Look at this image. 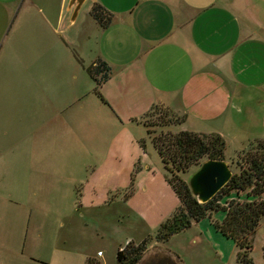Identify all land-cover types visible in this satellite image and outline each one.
Returning <instances> with one entry per match:
<instances>
[{
  "label": "crops",
  "instance_id": "obj_1",
  "mask_svg": "<svg viewBox=\"0 0 264 264\" xmlns=\"http://www.w3.org/2000/svg\"><path fill=\"white\" fill-rule=\"evenodd\" d=\"M92 2L106 9L111 21L104 28L94 22L93 46L86 41L90 63L80 62L83 76L75 78L71 90L76 101H67L72 112L85 97V107L91 104L103 115L110 110L125 119L159 103L191 126L177 130L217 133L226 146L232 141L241 148L264 140V0ZM77 32L71 33V41ZM96 60L110 68L99 86L102 99L84 74ZM40 87L36 123L13 128L9 109H0V264H53L60 259L57 242L45 249V215H59L52 213L53 198L47 201L41 194L55 188L59 177L56 165L67 138L62 143L54 129L62 122L65 101L55 96L61 91L49 80L43 79ZM45 122L53 123V130L45 132L51 136L40 134ZM79 125L83 134L73 141L84 147L91 124L84 118Z\"/></svg>",
  "mask_w": 264,
  "mask_h": 264
},
{
  "label": "rangeland",
  "instance_id": "obj_2",
  "mask_svg": "<svg viewBox=\"0 0 264 264\" xmlns=\"http://www.w3.org/2000/svg\"><path fill=\"white\" fill-rule=\"evenodd\" d=\"M61 18V0H0V109H9L13 128L36 123L43 79L61 91L55 96L65 101L62 122L54 129L62 143L67 138L56 165L59 177L54 179L55 188H46L41 194L47 201L53 198L56 208L52 213L59 215L57 219L46 214L42 225L45 249L53 242L60 246V259L53 264H85L88 258L96 264L99 259L103 264H116L119 247L142 240L147 247L139 264H171L168 259L173 255L180 259L179 264H236L237 246L211 223L221 220L222 211L211 212L210 217L172 234L165 242L155 240L156 229L178 205L177 197L140 116L125 119L110 110V115H103L91 104L85 107L87 97L73 112L69 108L67 101L75 100L71 92L75 78L83 76L80 62L90 63L96 21L85 12L72 28V32L78 31L74 42ZM84 74L89 79L86 69ZM84 118L91 124V136L82 147L73 139L77 133L81 135L79 123ZM183 126L191 127L183 120L156 130L176 132ZM42 128V136H51L45 132L53 130V123L45 122ZM238 147L242 149L229 142L223 157L235 172ZM198 166H190L180 176L187 180ZM249 241L253 264H264V219ZM156 251L158 255H153Z\"/></svg>",
  "mask_w": 264,
  "mask_h": 264
},
{
  "label": "trees",
  "instance_id": "obj_3",
  "mask_svg": "<svg viewBox=\"0 0 264 264\" xmlns=\"http://www.w3.org/2000/svg\"><path fill=\"white\" fill-rule=\"evenodd\" d=\"M88 14L103 28L111 21V14L96 2L92 3ZM85 69L94 81V90L100 96L98 88L109 77V66L103 60H96ZM140 119L165 169L166 181L178 200L173 212L156 229L155 240L165 242L172 234L189 228L193 222L210 217L211 212L222 211L221 220L211 221L214 229L237 246L236 264H253L249 256V235L264 219V140H251L238 150L235 155L238 171L230 169L231 176L225 185L208 201L201 203L192 196L187 181L180 173L192 165H200L204 159L223 160L226 148L224 138L217 133L157 131L159 126L183 121V115L159 103L153 104ZM231 193L234 196H228ZM146 247V240L139 243L127 241L115 252L116 264H139L144 259ZM152 254L158 255L157 251ZM168 260L171 264H179L176 256ZM85 264L96 263L88 258Z\"/></svg>",
  "mask_w": 264,
  "mask_h": 264
},
{
  "label": "water",
  "instance_id": "obj_4",
  "mask_svg": "<svg viewBox=\"0 0 264 264\" xmlns=\"http://www.w3.org/2000/svg\"><path fill=\"white\" fill-rule=\"evenodd\" d=\"M92 0H63L62 26L71 36L74 23L92 5ZM231 170L224 160L206 159L189 175L187 185L198 202H206L229 180Z\"/></svg>",
  "mask_w": 264,
  "mask_h": 264
},
{
  "label": "built area",
  "instance_id": "obj_5",
  "mask_svg": "<svg viewBox=\"0 0 264 264\" xmlns=\"http://www.w3.org/2000/svg\"><path fill=\"white\" fill-rule=\"evenodd\" d=\"M98 254H99V252H98Z\"/></svg>",
  "mask_w": 264,
  "mask_h": 264
}]
</instances>
